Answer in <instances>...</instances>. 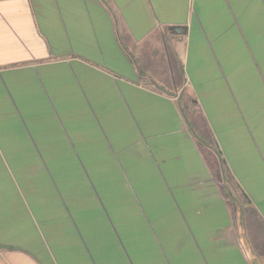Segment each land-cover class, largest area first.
<instances>
[{
	"label": "crops",
	"instance_id": "0c3cea01",
	"mask_svg": "<svg viewBox=\"0 0 264 264\" xmlns=\"http://www.w3.org/2000/svg\"><path fill=\"white\" fill-rule=\"evenodd\" d=\"M0 264H264V0H0Z\"/></svg>",
	"mask_w": 264,
	"mask_h": 264
},
{
	"label": "rangeland",
	"instance_id": "374dc122",
	"mask_svg": "<svg viewBox=\"0 0 264 264\" xmlns=\"http://www.w3.org/2000/svg\"><path fill=\"white\" fill-rule=\"evenodd\" d=\"M135 192L137 193V195L141 196L140 190H135Z\"/></svg>",
	"mask_w": 264,
	"mask_h": 264
},
{
	"label": "trees",
	"instance_id": "16d2710c",
	"mask_svg": "<svg viewBox=\"0 0 264 264\" xmlns=\"http://www.w3.org/2000/svg\"><path fill=\"white\" fill-rule=\"evenodd\" d=\"M221 155V154H220Z\"/></svg>",
	"mask_w": 264,
	"mask_h": 264
}]
</instances>
